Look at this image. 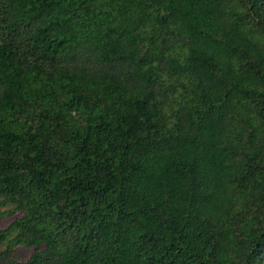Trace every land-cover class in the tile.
Returning <instances> with one entry per match:
<instances>
[{
  "label": "trees",
  "instance_id": "trees-1",
  "mask_svg": "<svg viewBox=\"0 0 264 264\" xmlns=\"http://www.w3.org/2000/svg\"><path fill=\"white\" fill-rule=\"evenodd\" d=\"M0 215V264H264V0H0Z\"/></svg>",
  "mask_w": 264,
  "mask_h": 264
},
{
  "label": "rangeland",
  "instance_id": "rangeland-1",
  "mask_svg": "<svg viewBox=\"0 0 264 264\" xmlns=\"http://www.w3.org/2000/svg\"><path fill=\"white\" fill-rule=\"evenodd\" d=\"M2 209V208H1ZM16 214H14L13 216H15ZM13 216H6V215H0V229L3 228L5 226V224L10 221V219ZM0 248H2V246H0ZM30 253V249L28 248H24V247H15L13 249V255L21 260H24L28 254Z\"/></svg>",
  "mask_w": 264,
  "mask_h": 264
}]
</instances>
